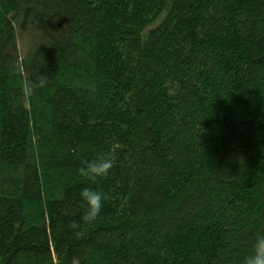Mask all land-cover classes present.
<instances>
[{"label": "trees", "instance_id": "16d2710c", "mask_svg": "<svg viewBox=\"0 0 264 264\" xmlns=\"http://www.w3.org/2000/svg\"><path fill=\"white\" fill-rule=\"evenodd\" d=\"M257 231L264 0H0V264H241Z\"/></svg>", "mask_w": 264, "mask_h": 264}, {"label": "clouds", "instance_id": "9594fccd", "mask_svg": "<svg viewBox=\"0 0 264 264\" xmlns=\"http://www.w3.org/2000/svg\"><path fill=\"white\" fill-rule=\"evenodd\" d=\"M37 82L38 87L46 85L45 79ZM114 161L111 157L101 153L93 159L83 160L77 167L78 176L88 183H85L76 192L78 202L83 206L79 220H70L69 227L78 229L81 224H91L94 222L104 204L108 199V194L101 190L97 181L110 175ZM65 214H71L65 209ZM241 264H264V231H257L253 234L248 252L243 256Z\"/></svg>", "mask_w": 264, "mask_h": 264}, {"label": "rangeland", "instance_id": "374dc122", "mask_svg": "<svg viewBox=\"0 0 264 264\" xmlns=\"http://www.w3.org/2000/svg\"><path fill=\"white\" fill-rule=\"evenodd\" d=\"M20 47H21V41H19Z\"/></svg>", "mask_w": 264, "mask_h": 264}]
</instances>
